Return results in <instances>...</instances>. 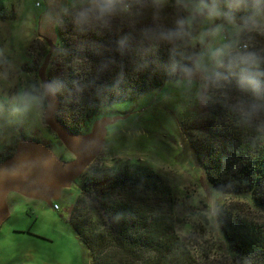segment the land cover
<instances>
[{
  "label": "rangeland",
  "instance_id": "rangeland-1",
  "mask_svg": "<svg viewBox=\"0 0 264 264\" xmlns=\"http://www.w3.org/2000/svg\"><path fill=\"white\" fill-rule=\"evenodd\" d=\"M64 2L0 0V160L11 155L22 139L37 142L58 161L72 163L81 157L72 148L74 139L50 126L45 116L36 122L31 115L13 112L14 97L47 78L50 58L60 42L57 24ZM202 112L204 104L166 83L135 99L108 105L82 131L68 123L73 133L82 135L81 142L95 146L89 148L93 157L51 197L46 190V195L32 197L14 191L1 195L7 212L0 223V264H92L89 250L68 221L70 210L81 185L97 171L130 163L153 169L170 186L175 233L186 240L195 263L226 264L229 251L217 221L219 213L224 211L229 221L264 224V212L248 195L220 192L207 179L193 149L204 136L195 124ZM54 114H49L51 122ZM167 205H161L164 214L169 213ZM149 207L157 209L153 202ZM86 211L97 222L96 212Z\"/></svg>",
  "mask_w": 264,
  "mask_h": 264
},
{
  "label": "trees",
  "instance_id": "trees-1",
  "mask_svg": "<svg viewBox=\"0 0 264 264\" xmlns=\"http://www.w3.org/2000/svg\"><path fill=\"white\" fill-rule=\"evenodd\" d=\"M57 27L60 42L49 57L46 79L60 76L70 87L78 85L57 98L56 118L70 131L68 123L82 131L108 105L135 99L168 83L159 69L163 53L149 57L148 66L137 71L135 50L123 57L114 51L118 30L83 35L68 20L59 21ZM92 42L101 46L99 53ZM112 60L116 63H109ZM121 65L125 77L117 83ZM195 124L204 136L194 142L193 149L212 186L227 194L248 195L264 212V132L238 123L219 102L204 104ZM172 199L170 186L153 169L125 164L99 170L84 182L68 221L89 250L92 264H196L186 240L175 233ZM152 202L157 209H150ZM164 202L168 214L161 209ZM90 208L97 214L95 223L86 211ZM217 217L229 251L226 264H264V224L229 221L224 211ZM203 224L206 228L205 218ZM143 252L152 256L148 259Z\"/></svg>",
  "mask_w": 264,
  "mask_h": 264
},
{
  "label": "clouds",
  "instance_id": "clouds-1",
  "mask_svg": "<svg viewBox=\"0 0 264 264\" xmlns=\"http://www.w3.org/2000/svg\"><path fill=\"white\" fill-rule=\"evenodd\" d=\"M59 19L83 35L118 30L114 51L135 50L137 71L163 53L159 69L175 89L222 103L238 123L264 131V0H65ZM91 47L99 53L101 46ZM77 87L60 76L34 81L14 97L13 112L41 122Z\"/></svg>",
  "mask_w": 264,
  "mask_h": 264
},
{
  "label": "water",
  "instance_id": "water-1",
  "mask_svg": "<svg viewBox=\"0 0 264 264\" xmlns=\"http://www.w3.org/2000/svg\"><path fill=\"white\" fill-rule=\"evenodd\" d=\"M55 103L56 111L58 100ZM45 121L50 126L63 129L74 139V143L76 144L73 143V147L71 146L70 139L66 142L74 150H79L80 159L72 163L58 161L52 158L37 142L22 139L18 142L16 150L11 155L0 160V197L8 191L18 192L31 197L38 194L46 195L45 190L48 192V197H51L63 185H67L69 182L67 181L68 178L79 173L84 165L93 157L94 152L89 151V148L94 149L93 147L95 146L90 142H81L80 136L82 135L75 134L62 126L55 114L51 122L49 114L46 112ZM87 138L90 139L89 136ZM4 199L3 204L2 201L0 202V223L7 212V209L3 206Z\"/></svg>",
  "mask_w": 264,
  "mask_h": 264
}]
</instances>
